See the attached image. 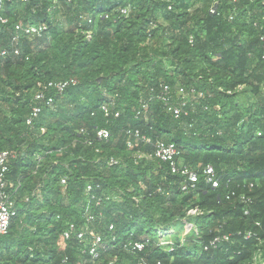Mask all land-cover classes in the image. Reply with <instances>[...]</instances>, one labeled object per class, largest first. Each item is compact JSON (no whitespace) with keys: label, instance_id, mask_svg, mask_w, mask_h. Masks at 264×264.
Masks as SVG:
<instances>
[{"label":"trees","instance_id":"obj_1","mask_svg":"<svg viewBox=\"0 0 264 264\" xmlns=\"http://www.w3.org/2000/svg\"><path fill=\"white\" fill-rule=\"evenodd\" d=\"M19 25L47 30L13 45ZM263 39L264 0H0L10 52L0 56V153L17 154L7 174L17 215L0 264H264ZM72 79L28 125L38 85ZM163 85L203 98H185L176 119L157 99ZM128 131L153 145L129 147ZM159 141L177 147L198 183L183 191L181 176L148 158ZM207 166L219 189L206 185ZM72 224L102 237L98 258L90 238L62 239ZM169 232L171 251L157 246ZM146 239L143 252L129 250Z\"/></svg>","mask_w":264,"mask_h":264},{"label":"built area","instance_id":"obj_2","mask_svg":"<svg viewBox=\"0 0 264 264\" xmlns=\"http://www.w3.org/2000/svg\"><path fill=\"white\" fill-rule=\"evenodd\" d=\"M30 0H21L22 3H28ZM212 14H215V10L211 11ZM122 14L128 16L129 10L123 9ZM5 22V21H4ZM91 22V21H90ZM17 35L13 38V45H17L19 41V35H28L30 38H35L37 36H42V34L47 30L46 26H22L19 25L16 27ZM264 40V39H263ZM10 52L7 49H2L0 47V56L2 58H6ZM14 54L16 56L20 55V51L15 49ZM264 59V58H263ZM77 85L76 80H67V81H51L47 84H39V91L35 96L36 105L33 108L30 119L27 124L31 125L33 119L37 118L43 110V106H53L54 105V95H62L65 91L71 87H75ZM54 92V95L50 93ZM190 97L191 101L198 100L203 98V94L197 92L192 89L190 92H187L184 88H178L175 92L168 85H163L161 92L157 95V99L160 100L167 112L173 115L176 119L181 118L182 115L186 114L184 108L187 106V102H184L185 98ZM144 110L148 109L147 104L143 106ZM102 111L104 112L105 117H110L112 115L111 109L107 105L102 106ZM115 117L118 118L120 116L119 112H116ZM139 115V114H138ZM129 137L128 146L132 147V140H137L138 142H143L149 145H153L152 141L141 135L139 131H128L127 133ZM97 137L101 141H108L110 138V132L107 129H102L97 132ZM91 145V143H89ZM180 156V152L174 144H169L165 142H157L154 145V152L148 158L156 159L162 163L168 164L171 170V173L174 175H179L184 179L182 184V190L186 191L189 187H192L194 184L199 182V175L196 171L192 170L187 166H182L178 162V158ZM17 154L11 151H3L0 153V237L6 236L9 233L11 224L13 219L17 215V208L15 201L13 199V193L8 189V179L7 174L10 169V161L16 159ZM118 162L112 159L110 161V165H117ZM203 177L206 185L210 186L213 190L219 189L222 184V178L219 177L212 166H207L203 170ZM67 180L63 179L61 181L62 185H66ZM230 183V181H228ZM253 187V185H250ZM93 188L91 185H88L86 188V194L92 193ZM236 193L231 192L226 196L227 200H232L235 197ZM240 199L245 203H250L251 200L249 198L246 199L244 196H240ZM197 211H190V214L194 215ZM248 210L245 211V214L248 215ZM92 220V218H90ZM111 230L113 227L110 228ZM73 234L77 235V238L80 241H84L87 238L91 239L90 247L88 249V254L94 259L98 258L101 250H104V243L101 236L95 234L93 231L88 230L87 228L78 231L75 225H70L69 229L63 233V240H70ZM173 232H169L166 234H161L159 236V241L157 246L165 249L167 251H171L175 245L174 240L172 238ZM252 237L251 233L246 235V239H250ZM231 236H223L217 237L213 241L210 242L208 246H205L204 249L208 251L210 248H216L217 245L221 242L230 241ZM150 243V240L146 239L141 242L130 243L128 248L131 252H143ZM138 264H148L145 261H139Z\"/></svg>","mask_w":264,"mask_h":264}]
</instances>
